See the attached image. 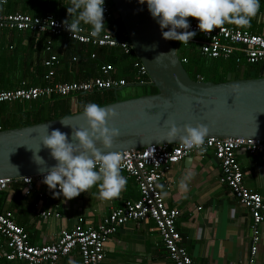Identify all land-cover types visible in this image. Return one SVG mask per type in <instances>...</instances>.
Wrapping results in <instances>:
<instances>
[{
    "label": "built area",
    "instance_id": "obj_1",
    "mask_svg": "<svg viewBox=\"0 0 264 264\" xmlns=\"http://www.w3.org/2000/svg\"><path fill=\"white\" fill-rule=\"evenodd\" d=\"M6 1L0 0V3L5 4ZM260 2L264 14V0ZM116 17L113 7L104 0L103 18L108 20ZM197 23L189 22L188 30L195 31L196 35L188 44H193L201 55L222 59L234 57L242 71L250 64L260 63L261 67L264 66V27L262 34L231 25H222L219 29L213 28L209 33H202L197 28ZM0 28L31 31L36 35L40 33H48L52 36L64 35L92 47L116 48L124 55L133 52L126 39L116 38L107 28L99 37L90 35L88 25L81 26L78 33L71 34L63 27L62 22L50 13L43 16H30L17 12L0 13ZM89 58H95V54L91 53ZM57 62V56L49 54V57L43 61V65L47 68L44 75L46 82L36 86L0 90V103L49 99L52 96L69 97L104 90L116 91L128 84L135 86L151 84L145 66L138 59L131 63L133 75L130 83L123 78L113 77L114 66L108 63H100L98 76L89 80L50 82L55 74ZM239 150L251 155L259 153L264 157V139L206 138V151L202 154L195 149L185 151L179 142L117 152L122 157L121 172L134 180L139 194L138 199L124 200L121 205L112 208L96 225L78 217L73 227L62 229L52 243L39 245L29 242L27 232L15 222L10 210H0V236L4 238L7 248L5 253H0V260L15 264H58L60 258L76 249L81 264H101L105 243L120 227L127 222L143 223L150 219L173 264H197L182 245L181 236L176 228V219L180 211L176 207H166L158 183L163 180L165 171L184 157L192 154L201 156L211 154L219 165V182L230 188L238 204L250 215L249 246L244 264H255L261 235L260 227L264 223V205L261 196L243 182V173L237 159ZM43 174L16 179L0 178V193L7 190L12 182L21 181L24 185L23 194L28 195L32 185L44 184ZM49 191L58 192L59 189ZM38 215L44 220L48 217L60 216L58 211L49 209L39 210Z\"/></svg>",
    "mask_w": 264,
    "mask_h": 264
},
{
    "label": "crops",
    "instance_id": "obj_2",
    "mask_svg": "<svg viewBox=\"0 0 264 264\" xmlns=\"http://www.w3.org/2000/svg\"><path fill=\"white\" fill-rule=\"evenodd\" d=\"M30 3V0H7L5 4L0 3V13H5L8 9H11V12L6 13L17 12L30 16L50 13L41 7L31 6ZM263 27L264 14L260 2L257 15L251 19L250 26L236 28H246L250 32L253 31L252 33L262 34ZM43 36L47 37L44 43ZM60 36L48 33L36 35L31 31L0 28V90L30 87L28 84L33 81L31 75L38 54L41 64L49 54H55L57 58L61 54L60 40L57 43L53 42L54 38L60 39ZM59 69L58 58L55 74L50 82L63 80L64 72ZM68 71L72 78L79 74L71 69ZM86 73H81L84 76L81 80L98 76V67L90 77H87ZM116 74L119 75L114 68L113 75ZM57 77H61L60 81H55ZM45 82L43 76L42 81L36 85ZM237 159L243 173L244 184L261 196L264 205V157L259 153L251 155L239 150ZM219 173V165L211 154L206 156L192 154L165 171L163 180L158 183V189L166 207L179 209L176 228L181 236L182 245L197 264H244L249 246L250 215L238 204L230 188L219 182ZM121 174L126 177L127 184L120 197L112 200L100 199L95 186L70 200H64L62 196L54 197L53 192H50L45 184L32 185L30 193L24 195V185L21 181H14L7 190L0 193V210L8 209L13 213L15 222L27 232L30 243L34 245L52 243L62 229L72 228L78 217L96 225L112 208L121 205L124 200L138 199L139 194L134 180L123 172ZM185 176L188 177L186 181L188 188L186 192H181L177 185ZM47 209L58 211L60 216L41 219L38 211ZM260 232L255 264H264V223L260 227ZM6 251L5 240L0 236V253ZM0 264L15 263L0 260ZM58 264H81L76 249L60 258ZM101 264H173V262L162 245L153 221L148 219L143 223L127 222L120 227L105 243Z\"/></svg>",
    "mask_w": 264,
    "mask_h": 264
},
{
    "label": "water",
    "instance_id": "obj_3",
    "mask_svg": "<svg viewBox=\"0 0 264 264\" xmlns=\"http://www.w3.org/2000/svg\"><path fill=\"white\" fill-rule=\"evenodd\" d=\"M110 2L126 40L145 66L156 92L100 105L116 111L117 115L107 124L119 131L110 149L96 142L102 154L169 144L162 140L169 122L181 128L184 124L193 127L197 123L205 124L209 128L206 138L264 139V66L260 67L257 77L233 79L228 72L222 82L194 80L187 74L170 40L162 38L146 4L138 0ZM161 53L165 55L157 57ZM85 127L82 111H78L30 125L0 129V178L16 179L46 172L56 163L41 144L47 132L58 129L71 140L72 129ZM174 143L178 141L171 144ZM36 151L43 158V165L34 162L32 157Z\"/></svg>",
    "mask_w": 264,
    "mask_h": 264
},
{
    "label": "clouds",
    "instance_id": "obj_4",
    "mask_svg": "<svg viewBox=\"0 0 264 264\" xmlns=\"http://www.w3.org/2000/svg\"><path fill=\"white\" fill-rule=\"evenodd\" d=\"M146 4L147 10L161 30L165 40L179 41L187 45L196 35L190 28L187 17L197 18V28L202 33H209L213 28H220L225 23L240 27L250 26L251 19L257 15L260 0H138ZM104 0H70L67 7L68 18L62 21L63 27L71 34L78 33L82 25H88L90 35L99 37L106 31L103 18ZM167 29V30H165ZM154 47V46H153ZM174 52V50H173ZM165 55L161 53L158 56ZM82 115L87 127L72 129L71 140L58 129L47 132L41 144L49 150L50 156L56 161L43 174L42 182L53 196H62L70 200L81 192H88L95 186L98 196L103 200L120 197L127 179L121 174L122 157L117 152L102 154L96 147L99 142L104 149H110L113 139L119 135L118 129L110 127L107 121L117 115L111 107H102L94 102L86 103ZM64 125V120L60 119ZM209 128L197 123L195 127L184 124L178 127L174 122L168 123V130L162 140L169 144L178 141L185 151L192 149L199 153L206 151V137ZM75 141V143L73 142ZM40 150V149H39ZM38 150V151H39ZM33 153L37 165H43L44 160ZM185 176L178 181V189L186 192L188 185Z\"/></svg>",
    "mask_w": 264,
    "mask_h": 264
},
{
    "label": "trees",
    "instance_id": "obj_5",
    "mask_svg": "<svg viewBox=\"0 0 264 264\" xmlns=\"http://www.w3.org/2000/svg\"><path fill=\"white\" fill-rule=\"evenodd\" d=\"M31 6H36L38 8L50 12L56 19L61 22L68 18L67 7L70 6V0H30ZM107 3L112 6L110 0H106ZM6 12H11L8 9ZM5 12V13H6ZM189 22H198L197 18L187 17ZM105 27L111 31V33L116 38L126 39L123 33L122 26L120 24L119 18L114 19H104ZM226 25H233L230 23H225ZM238 27L237 25H233ZM253 32V31H252ZM61 38L53 40L56 42L60 40L62 44L61 54H59V66L61 72L63 73V80L61 81H80L84 76L81 75L83 72L86 73L87 77H90L94 70L99 66L100 63H108L116 68L119 75H113L116 78H124L127 82L132 80V69L131 63L133 60H137L133 52L129 55H124L120 50L116 48H103V47H92L89 45L78 43L66 36L62 35ZM44 40L47 39L43 36ZM171 44L177 48V53L180 60L182 61L183 67L186 70L190 78L197 80L200 78L205 81L222 82L225 80L226 74L230 72L233 79L239 78H251L257 77L249 75L246 72L241 73V68L239 63L235 62L234 57H229L226 59L222 58H209L201 55L193 46V44H181L179 41L170 40ZM60 46V45H59ZM95 54V58L89 59L91 53ZM73 58H75L73 60ZM73 72H78L79 74L74 75L73 78L68 70ZM47 68L41 64L39 59V54L35 59L32 71V83L28 86L36 85L39 81H42ZM66 73L68 75H66ZM34 77H37L35 79ZM62 77V76H61ZM61 77L55 78V81H60ZM60 81V82H61ZM145 89L141 94L155 93L156 89L151 84L144 86ZM110 92H115V90H104L102 92H90L85 94H77L75 96L69 97H57L52 96L49 99H39L34 101H23V102H12V103H0V129L12 128L17 126H25L45 120L59 118L66 116L68 114L82 111L83 106L86 103L94 102L98 105H103L109 102H113L119 99L116 96L110 95ZM97 94L109 95L106 99H99L94 97ZM84 95H92V99H86L88 97ZM3 194V193H2ZM1 194V199H2Z\"/></svg>",
    "mask_w": 264,
    "mask_h": 264
},
{
    "label": "rangeland",
    "instance_id": "obj_6",
    "mask_svg": "<svg viewBox=\"0 0 264 264\" xmlns=\"http://www.w3.org/2000/svg\"><path fill=\"white\" fill-rule=\"evenodd\" d=\"M177 50V48H176ZM260 67L261 64L257 63V64H250V65H246L245 70L242 71L241 73L243 74V72H246L247 74H251L253 76H259V71H260ZM145 89L144 86H135V85H126L118 90H116L115 92H110V95L116 96L119 99H123V98H130V97H134V96H138L141 92H143V90ZM91 100L93 97L92 95H84ZM109 95H105V94H97L94 97H98L99 99H106V97H108Z\"/></svg>",
    "mask_w": 264,
    "mask_h": 264
}]
</instances>
